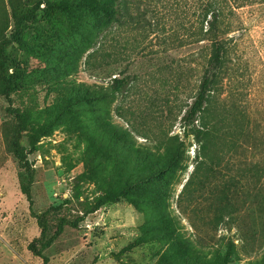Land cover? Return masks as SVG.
I'll return each mask as SVG.
<instances>
[{"label": "rangeland", "instance_id": "1", "mask_svg": "<svg viewBox=\"0 0 264 264\" xmlns=\"http://www.w3.org/2000/svg\"><path fill=\"white\" fill-rule=\"evenodd\" d=\"M98 1L0 0V264H264V1L222 20L194 124L193 0H126L120 27Z\"/></svg>", "mask_w": 264, "mask_h": 264}, {"label": "trees", "instance_id": "2", "mask_svg": "<svg viewBox=\"0 0 264 264\" xmlns=\"http://www.w3.org/2000/svg\"><path fill=\"white\" fill-rule=\"evenodd\" d=\"M257 0H193L195 5L194 15L196 16V22L201 20V27L196 26L195 32L198 34L204 32V22L207 23L205 32L208 33L212 40V53L208 60V67L205 69L199 90L196 94L190 108L187 110L184 119L187 123L194 124L198 120L199 114L202 112L206 101L208 100V94L219 81L220 72L226 64V48L220 36L222 34L221 22L227 14H235L236 7H243L245 4L255 3ZM264 1V0H261ZM98 4L102 10H105L109 16L114 17L118 26H123L124 11L126 9V0H99ZM105 23L101 22L100 27H104ZM204 32V33H205ZM11 36L14 37L15 42L24 45L20 32L14 30L11 32ZM8 58L6 55L1 57L0 68L4 72ZM112 91L118 92L126 90L132 86V78L129 75L118 77L115 76L111 79ZM118 197H114L112 200L106 201H118ZM44 236V233H42ZM43 247H48V242H43ZM36 254L43 258L44 264H49V258L43 254L42 251H36Z\"/></svg>", "mask_w": 264, "mask_h": 264}]
</instances>
